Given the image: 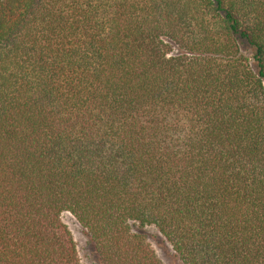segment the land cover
I'll return each mask as SVG.
<instances>
[{"label":"trees","instance_id":"1","mask_svg":"<svg viewBox=\"0 0 264 264\" xmlns=\"http://www.w3.org/2000/svg\"><path fill=\"white\" fill-rule=\"evenodd\" d=\"M264 264V0H0V264Z\"/></svg>","mask_w":264,"mask_h":264},{"label":"rangeland","instance_id":"2","mask_svg":"<svg viewBox=\"0 0 264 264\" xmlns=\"http://www.w3.org/2000/svg\"><path fill=\"white\" fill-rule=\"evenodd\" d=\"M61 221L68 228L76 245L81 264H97L96 255L93 252L84 230L68 213L61 215ZM151 248L163 264H181L166 241L158 234L154 227L143 229Z\"/></svg>","mask_w":264,"mask_h":264}]
</instances>
